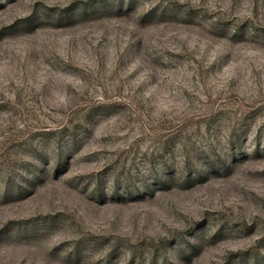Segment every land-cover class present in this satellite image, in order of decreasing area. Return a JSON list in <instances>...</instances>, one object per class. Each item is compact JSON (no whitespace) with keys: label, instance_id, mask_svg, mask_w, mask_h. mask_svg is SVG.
<instances>
[{"label":"rangeland","instance_id":"374dc122","mask_svg":"<svg viewBox=\"0 0 264 264\" xmlns=\"http://www.w3.org/2000/svg\"><path fill=\"white\" fill-rule=\"evenodd\" d=\"M0 264H264V0H0Z\"/></svg>","mask_w":264,"mask_h":264}]
</instances>
